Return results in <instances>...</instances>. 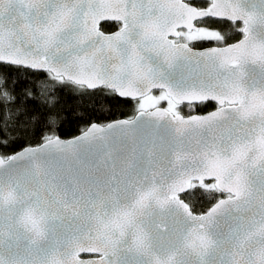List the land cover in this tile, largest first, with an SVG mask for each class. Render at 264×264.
Returning a JSON list of instances; mask_svg holds the SVG:
<instances>
[{"label":"snow or ice","instance_id":"6c2138e0","mask_svg":"<svg viewBox=\"0 0 264 264\" xmlns=\"http://www.w3.org/2000/svg\"><path fill=\"white\" fill-rule=\"evenodd\" d=\"M0 264H264V0H0Z\"/></svg>","mask_w":264,"mask_h":264},{"label":"trees","instance_id":"16d2710c","mask_svg":"<svg viewBox=\"0 0 264 264\" xmlns=\"http://www.w3.org/2000/svg\"><path fill=\"white\" fill-rule=\"evenodd\" d=\"M101 30L104 31L106 34L111 33L115 31L116 29L112 27V24H102L100 26ZM241 38V35L239 36ZM69 104L71 105V99L69 98ZM74 107V105H72ZM106 109L111 107L112 112L111 116L108 118L110 120L112 119H123L125 117H129L134 114V108L131 105H125V104H119V105H105L104 106ZM211 109H208L207 111H210ZM107 115V113H106ZM78 127H80L77 123H69L67 124L64 129H62L61 135L65 139H70L75 136H77L79 133ZM202 207H207L206 202H201Z\"/></svg>","mask_w":264,"mask_h":264},{"label":"water","instance_id":"95a60500","mask_svg":"<svg viewBox=\"0 0 264 264\" xmlns=\"http://www.w3.org/2000/svg\"><path fill=\"white\" fill-rule=\"evenodd\" d=\"M114 24V22H112V21H101L100 22V26L102 25V24ZM242 39V38H241Z\"/></svg>","mask_w":264,"mask_h":264},{"label":"flooded vegetation","instance_id":"af4514ba","mask_svg":"<svg viewBox=\"0 0 264 264\" xmlns=\"http://www.w3.org/2000/svg\"><path fill=\"white\" fill-rule=\"evenodd\" d=\"M112 25H113V23H112ZM241 38H242V35H241Z\"/></svg>","mask_w":264,"mask_h":264}]
</instances>
